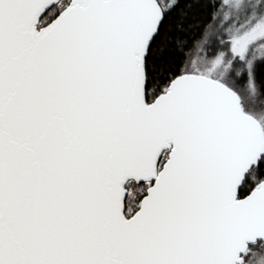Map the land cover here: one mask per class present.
Returning <instances> with one entry per match:
<instances>
[{
  "label": "snow or ice",
  "instance_id": "obj_1",
  "mask_svg": "<svg viewBox=\"0 0 264 264\" xmlns=\"http://www.w3.org/2000/svg\"><path fill=\"white\" fill-rule=\"evenodd\" d=\"M0 264H264V0H0Z\"/></svg>",
  "mask_w": 264,
  "mask_h": 264
}]
</instances>
